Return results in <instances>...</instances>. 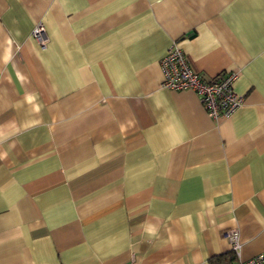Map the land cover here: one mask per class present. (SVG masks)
I'll return each instance as SVG.
<instances>
[{
  "label": "crops",
  "instance_id": "1",
  "mask_svg": "<svg viewBox=\"0 0 264 264\" xmlns=\"http://www.w3.org/2000/svg\"><path fill=\"white\" fill-rule=\"evenodd\" d=\"M173 42L238 72L232 116L161 86ZM232 229L264 256V0H0V264H211Z\"/></svg>",
  "mask_w": 264,
  "mask_h": 264
},
{
  "label": "built area",
  "instance_id": "2",
  "mask_svg": "<svg viewBox=\"0 0 264 264\" xmlns=\"http://www.w3.org/2000/svg\"><path fill=\"white\" fill-rule=\"evenodd\" d=\"M32 36L44 46L46 37L40 25L35 26ZM159 64L162 73L161 86L171 91L193 92L212 120L229 118L244 104L245 97L234 88L238 72L228 70L215 78L206 79L194 70L187 54L176 42L171 44ZM224 236L229 240L231 251L237 258L240 248L238 231L228 230ZM236 264H264V256L257 255Z\"/></svg>",
  "mask_w": 264,
  "mask_h": 264
},
{
  "label": "trees",
  "instance_id": "3",
  "mask_svg": "<svg viewBox=\"0 0 264 264\" xmlns=\"http://www.w3.org/2000/svg\"><path fill=\"white\" fill-rule=\"evenodd\" d=\"M221 257L212 259L211 264H236L237 258L233 251H230L228 254Z\"/></svg>",
  "mask_w": 264,
  "mask_h": 264
}]
</instances>
